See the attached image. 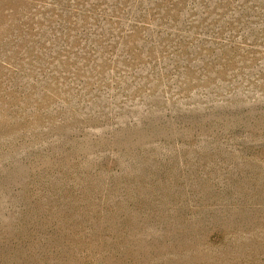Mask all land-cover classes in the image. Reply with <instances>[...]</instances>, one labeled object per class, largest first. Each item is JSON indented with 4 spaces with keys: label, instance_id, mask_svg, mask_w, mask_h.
Listing matches in <instances>:
<instances>
[{
    "label": "rangeland",
    "instance_id": "374dc122",
    "mask_svg": "<svg viewBox=\"0 0 264 264\" xmlns=\"http://www.w3.org/2000/svg\"><path fill=\"white\" fill-rule=\"evenodd\" d=\"M0 264H264V0H0Z\"/></svg>",
    "mask_w": 264,
    "mask_h": 264
}]
</instances>
